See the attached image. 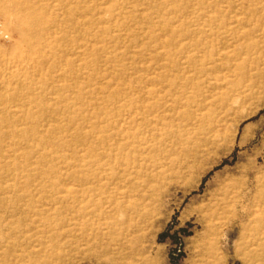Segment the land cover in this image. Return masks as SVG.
Masks as SVG:
<instances>
[{
    "label": "rangeland",
    "instance_id": "374dc122",
    "mask_svg": "<svg viewBox=\"0 0 264 264\" xmlns=\"http://www.w3.org/2000/svg\"><path fill=\"white\" fill-rule=\"evenodd\" d=\"M0 264H264V0H0Z\"/></svg>",
    "mask_w": 264,
    "mask_h": 264
}]
</instances>
